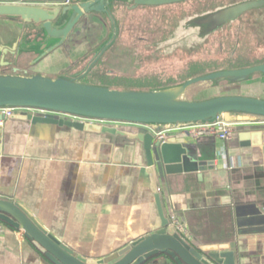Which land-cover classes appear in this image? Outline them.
Instances as JSON below:
<instances>
[{"label":"crops","instance_id":"obj_1","mask_svg":"<svg viewBox=\"0 0 264 264\" xmlns=\"http://www.w3.org/2000/svg\"><path fill=\"white\" fill-rule=\"evenodd\" d=\"M108 30L105 21L95 20L72 36L75 42L82 38L77 46L56 50L31 71L69 73ZM19 32L20 24L1 19L0 48L10 46ZM4 60L11 64L13 57L6 53ZM255 126L264 123L234 124L227 140L173 131L168 136L185 138L203 165L200 177L156 175L165 218L182 223L183 236L194 245L228 244L235 264H264V152L242 136ZM117 127L136 136L0 118V198L21 203L74 253L87 257L109 255L155 231L161 217L139 138L151 130L127 123ZM0 264L53 263L18 229L8 228L0 234Z\"/></svg>","mask_w":264,"mask_h":264},{"label":"water","instance_id":"obj_2","mask_svg":"<svg viewBox=\"0 0 264 264\" xmlns=\"http://www.w3.org/2000/svg\"><path fill=\"white\" fill-rule=\"evenodd\" d=\"M42 1L0 2V20L20 24V32L12 44L0 48L3 53L0 56V108L21 109L10 118L29 120L39 125L69 126L91 133L136 136L117 127V124L124 123L151 130V133H140L139 138L144 142L147 171L161 224L155 231L130 241L109 255L87 257L74 253L18 201L0 198V222L18 229L53 264H157L161 256L174 264H235L234 252L228 244L194 245L180 235L163 215L156 190V175L196 172L200 177L203 165L194 159L185 138L167 136L160 140L152 133L216 120L238 124L264 123V98L259 94L242 92L246 87L244 83H249L254 76H264V62L218 69L159 88H117L85 82L82 79L109 49L117 33L113 4L132 0ZM175 1L179 0H133L132 7ZM261 6H264V0H244L199 16L192 23L203 25L209 33L245 11ZM95 20L111 25L110 34L79 60H88L83 70L54 76L31 71L56 50L67 45L77 46L82 38L75 42L71 41L72 36ZM6 53L13 57L11 64L4 60ZM27 55L29 57H23ZM222 80L230 83L224 87L226 94L204 99L180 98L192 85ZM0 118H5L2 113ZM242 136L250 139L251 145H262L264 152V126L244 129Z\"/></svg>","mask_w":264,"mask_h":264},{"label":"rangeland","instance_id":"obj_3","mask_svg":"<svg viewBox=\"0 0 264 264\" xmlns=\"http://www.w3.org/2000/svg\"><path fill=\"white\" fill-rule=\"evenodd\" d=\"M199 8L204 9L203 6ZM128 13L125 7H118L117 15L113 12L118 29L113 43L82 79L85 82L117 88H159L176 85L188 77L218 69L264 62V11L261 14L257 11L244 14L239 20L230 22L204 38L188 34L190 30L185 26L173 35L170 25L175 20L170 19L171 23L166 27L169 37L165 40V46L150 49L151 42H148L142 44L138 52L133 49L136 43L132 35L136 33L143 36L144 33L140 28L133 27V24L139 25L142 17ZM152 13L158 19H163L165 14L161 11ZM108 28L111 29V25ZM109 34L108 30L107 36ZM155 37L159 38L158 35ZM133 54L136 58L130 57ZM87 64L78 62L75 69L71 68L69 72L83 70ZM254 77L249 83H244L246 87L242 92L259 94L264 98V76ZM226 85H230L227 80L198 83L188 88L180 98L204 99L226 94L223 91Z\"/></svg>","mask_w":264,"mask_h":264},{"label":"flooded vegetation","instance_id":"obj_4","mask_svg":"<svg viewBox=\"0 0 264 264\" xmlns=\"http://www.w3.org/2000/svg\"><path fill=\"white\" fill-rule=\"evenodd\" d=\"M240 1H244V0H179L161 5H137L135 7H132L133 4V0H132L131 2L128 1L115 2L112 6V10L114 12V15H117L115 14L117 8L125 7L127 12H129L128 14L142 17V19L140 20L141 22H139L140 23L139 25L133 24V27L140 28L144 33L143 36L136 33L132 35V40H134L133 42L136 43L134 45L135 48L133 49H135L136 52H138L140 46L148 42H151L150 49L151 48L159 49L165 46L164 45L166 43L165 40L169 37L166 27L171 23L170 19L175 20L174 24L170 25V27H172L170 29V32L173 33V35H176V32L179 31V29L180 30L183 29L182 27L185 26L186 29L190 30L188 34H193L196 36V38L207 37L209 34L213 33L214 31L208 33L206 32V29L203 25L193 24L192 20L196 19L199 16L206 15L208 13L214 12L215 10L229 6L231 4H235ZM200 6H203L204 9L202 8L203 10H201L199 8ZM153 11H161L165 13L163 19L162 18L158 19L156 14L152 13ZM252 11H257L261 14V12L264 11V6L249 9L244 13L240 14L234 20L226 22L218 29L222 28L223 26H226L230 22L239 20V18H241L244 14H248ZM155 35L156 36L158 35L159 38L157 39ZM130 57L136 58L134 54L131 55Z\"/></svg>","mask_w":264,"mask_h":264},{"label":"built area","instance_id":"obj_5","mask_svg":"<svg viewBox=\"0 0 264 264\" xmlns=\"http://www.w3.org/2000/svg\"><path fill=\"white\" fill-rule=\"evenodd\" d=\"M68 0L64 1L66 3ZM20 108L13 107H3L0 108V113L4 115L5 118H8L13 113L20 111ZM237 123H229L223 120H216L211 123H201V124H190L185 126H175L172 128H166L160 131L155 132L157 139H165L173 131H183L192 138H198L206 135L217 136L221 140H227L231 137L233 133V126ZM169 223L174 227V229L180 234L184 235V226L182 223L172 216ZM8 227H6L2 222H0V234H2ZM184 237V236H183ZM185 238V237H184ZM157 264H170L167 261H160Z\"/></svg>","mask_w":264,"mask_h":264},{"label":"trees","instance_id":"obj_6","mask_svg":"<svg viewBox=\"0 0 264 264\" xmlns=\"http://www.w3.org/2000/svg\"><path fill=\"white\" fill-rule=\"evenodd\" d=\"M94 73V71H92V74ZM3 223V222H2ZM6 227H8V228H10V229H14V227H11V226H9V225H7V224H5V223H3ZM163 259H165L166 261H168L170 264H174L173 262H172V260H169V259H167L166 257H164V256H161Z\"/></svg>","mask_w":264,"mask_h":264}]
</instances>
